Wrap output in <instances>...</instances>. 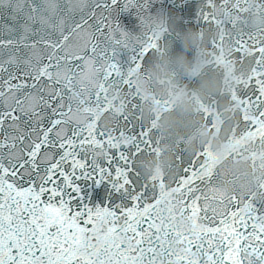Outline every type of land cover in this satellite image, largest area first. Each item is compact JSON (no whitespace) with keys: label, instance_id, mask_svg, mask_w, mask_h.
<instances>
[{"label":"snow or ice","instance_id":"snow-or-ice-1","mask_svg":"<svg viewBox=\"0 0 264 264\" xmlns=\"http://www.w3.org/2000/svg\"><path fill=\"white\" fill-rule=\"evenodd\" d=\"M150 7L152 0H0V17L11 21L0 25V264H154L175 234L158 207L163 193L136 163L152 148L149 127L121 116L128 142L103 153L98 140L107 137L73 121L67 93L75 75L92 71L131 87L126 76L148 62L160 37L130 45L120 19L137 20ZM248 103L264 121V91ZM211 169L204 153L181 158L173 186L183 211L204 225L193 246L224 264L252 229L239 198L212 187Z\"/></svg>","mask_w":264,"mask_h":264},{"label":"clouds","instance_id":"clouds-1","mask_svg":"<svg viewBox=\"0 0 264 264\" xmlns=\"http://www.w3.org/2000/svg\"><path fill=\"white\" fill-rule=\"evenodd\" d=\"M212 31L204 34L187 33L183 38L184 51L177 55L167 52L153 53L151 62L145 69H136L131 78L136 90L144 97L143 110L147 117H156V126L162 139L184 140L187 150L200 151L208 145L223 161L225 153L230 151L231 135L229 122H238V106L223 97L242 81L247 69L231 60L214 68L216 60L208 54V44L213 38ZM196 52L189 58L188 51ZM223 57L231 55V47L220 49ZM194 83L184 82V78ZM221 99L217 106L211 103ZM219 107V111H216ZM214 113L219 130L211 131L201 115L203 111ZM185 137L187 139L185 140ZM171 161V153L157 158L154 167L163 172ZM233 174L243 178L249 174V165L242 159L231 161ZM225 190L230 189L229 177H222Z\"/></svg>","mask_w":264,"mask_h":264},{"label":"water","instance_id":"water-1","mask_svg":"<svg viewBox=\"0 0 264 264\" xmlns=\"http://www.w3.org/2000/svg\"><path fill=\"white\" fill-rule=\"evenodd\" d=\"M155 0H152V2H154ZM153 8V7H152Z\"/></svg>","mask_w":264,"mask_h":264}]
</instances>
